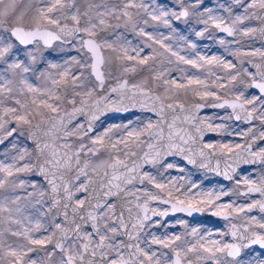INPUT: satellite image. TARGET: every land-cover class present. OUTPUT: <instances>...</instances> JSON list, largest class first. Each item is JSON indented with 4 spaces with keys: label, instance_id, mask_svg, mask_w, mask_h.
Here are the masks:
<instances>
[{
    "label": "snow or ice",
    "instance_id": "6c2138e0",
    "mask_svg": "<svg viewBox=\"0 0 264 264\" xmlns=\"http://www.w3.org/2000/svg\"><path fill=\"white\" fill-rule=\"evenodd\" d=\"M257 35L264 0H0V264H264Z\"/></svg>",
    "mask_w": 264,
    "mask_h": 264
},
{
    "label": "rangeland",
    "instance_id": "374dc122",
    "mask_svg": "<svg viewBox=\"0 0 264 264\" xmlns=\"http://www.w3.org/2000/svg\"><path fill=\"white\" fill-rule=\"evenodd\" d=\"M26 0H22V2L20 1V3H25ZM162 2H167V0H162ZM250 24L252 26H255V24L251 21ZM130 39H132V37H129ZM199 43L201 45L203 44H209L210 45V48L209 49H206L205 51H208L209 54H211L212 52H216L218 54H224L223 53V49L220 48L218 45H214L211 41H207V40H203V41H199ZM248 44H251L253 47H262V45L256 43L254 40H249V41H246L245 42V46H247ZM226 58L227 59H232V57L230 56H227L225 54ZM53 58H55V54H53ZM190 71H195V70H190ZM173 76L177 75L176 73H172ZM223 111L224 110H220V109H209L207 108L206 112L201 114L202 116H213V115H216V114H219V115H223ZM103 122V126H107L109 123H120L121 120L119 118H114V119H109V120H105V121H102ZM214 122L218 123L220 122L218 119L215 120ZM231 124V131L235 132V131H241L243 130V128L247 127V125H244L243 123H236V122H229ZM102 130V127L101 128H98L97 131H101ZM212 135L209 139H207L206 141H215V140H222V141H225V142H228V141H238L239 138L236 137L235 135H223V136H220V135H217L216 133H213L211 132ZM258 144L262 143V142H257ZM3 148H4V145H2L0 147V152L3 151ZM0 159H3L2 156H0ZM93 159H95V157H93ZM258 170V169H257ZM187 172L188 173H194L193 175V179H196V180H199L202 182V186L204 188H211L213 186H216L218 187L220 184H225L227 186H230L228 185V182H225L223 181L222 179L220 178H215V177H211V176H207L205 174H201L199 173L198 171H195L191 168L188 167L187 169ZM248 172H250L253 176H255L257 174V172H253V170H248ZM178 173H176L175 171V174L174 175H177ZM173 175V174H172ZM77 195H81V193H78ZM227 199V198H225ZM240 202V201H238ZM190 224L192 225H196V224H201L203 227H207V228H212L213 230L215 229H223L224 228V222H218L217 224V227H213L211 226V224H207V223H203V222H200V221H191ZM175 230H179L178 228L175 229ZM159 234V233H158Z\"/></svg>",
    "mask_w": 264,
    "mask_h": 264
},
{
    "label": "flooded vegetation",
    "instance_id": "af4514ba",
    "mask_svg": "<svg viewBox=\"0 0 264 264\" xmlns=\"http://www.w3.org/2000/svg\"><path fill=\"white\" fill-rule=\"evenodd\" d=\"M176 216H179L181 218H184V219H187L189 222L191 221H200V222H203V223H207V224H211V226L213 227H217V224L218 222H224L223 220H220L219 218H216V217H211L209 215H207L206 213L205 214H201V216L199 218H196V219H193V218H188L187 216H185L183 213H177L175 214ZM257 216H259L260 214H255ZM175 217L174 216H169L168 218H166V221L167 220H174ZM205 228H207L205 226ZM160 231H163V230H160Z\"/></svg>",
    "mask_w": 264,
    "mask_h": 264
},
{
    "label": "water",
    "instance_id": "95a60500",
    "mask_svg": "<svg viewBox=\"0 0 264 264\" xmlns=\"http://www.w3.org/2000/svg\"><path fill=\"white\" fill-rule=\"evenodd\" d=\"M254 22L258 25V22L257 21H254ZM255 39L258 40V41H260V42H262L264 44V41H261L258 35H257V37ZM204 111H205V109H202L200 111V113L201 112H204ZM136 113H139V112L137 111ZM120 115L121 114H117V113H108L105 117H101V119H103V118H109V117H116V116H120ZM123 115H127V114H123ZM209 136H210V132L206 133L205 134V139L208 138ZM253 166H255V165H243V166H241V168H243V167H253Z\"/></svg>",
    "mask_w": 264,
    "mask_h": 264
}]
</instances>
